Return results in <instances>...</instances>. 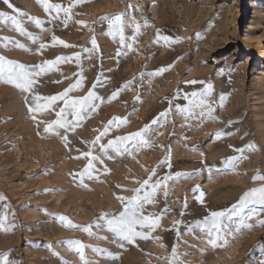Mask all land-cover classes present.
Masks as SVG:
<instances>
[{"label": "rangeland", "instance_id": "1", "mask_svg": "<svg viewBox=\"0 0 264 264\" xmlns=\"http://www.w3.org/2000/svg\"><path fill=\"white\" fill-rule=\"evenodd\" d=\"M49 2L64 8L75 4L66 24L63 11L52 20L56 13H46L37 0H10L16 9L43 21L45 30L21 17L27 31L38 37L34 44L11 24H0V56L31 66L80 53L79 64H60L40 78L35 91L58 95L82 78V87L70 97L87 95L95 84L102 100L95 101L96 110L75 131L66 133L65 147L60 137L44 133L62 101L34 120L31 96L26 102L27 93L0 83V196L6 198L0 201V215L6 214L9 226L14 225L8 232L0 231V264L5 253L11 264H84L68 241L83 243L88 264H169L173 247L182 264H261L264 227L259 223L264 210L249 221L251 230L229 237L226 248L213 249L195 225L212 211L230 208L245 192L264 187V181H254L264 176V0ZM0 12L15 15L3 0ZM116 14L123 16L124 36L132 50L121 46L119 35H109L107 21L101 20ZM53 35L75 47L52 46ZM256 36L262 37V45L248 48L247 38ZM4 37L30 50L14 47ZM163 37L180 42L166 43ZM41 43L47 47L40 49ZM161 68L167 70L148 75ZM209 84L211 95L201 97ZM221 96L227 97L223 107ZM193 99H203L214 109L211 118L208 107L190 104ZM113 117L126 123L113 126L93 144ZM146 125L151 147L129 146L120 155L109 150L112 159L101 153V144ZM217 133L224 135L217 139ZM236 149H244L243 154ZM89 150L100 159L94 161L92 178L84 176L81 182L79 174L87 164L81 154ZM233 156L240 157L235 169H225L222 161ZM149 177L150 183L162 181L154 202L144 206L145 214L159 218L150 239L123 242L121 248L105 229L93 226L92 236L82 230L94 222L104 224L98 220L102 214L118 215L123 205L117 197L131 198ZM165 177L171 178L165 182ZM201 193L202 202L197 199ZM60 216L79 227L69 228ZM96 248L119 258L102 256L93 251Z\"/></svg>", "mask_w": 264, "mask_h": 264}, {"label": "snow or ice", "instance_id": "2", "mask_svg": "<svg viewBox=\"0 0 264 264\" xmlns=\"http://www.w3.org/2000/svg\"><path fill=\"white\" fill-rule=\"evenodd\" d=\"M85 0H76V4L83 3ZM3 3L7 5L9 9L12 10L15 15H9L4 12H0V24L8 25L11 24V29L18 33L21 36L27 37L32 43H36L38 37L33 35L31 32L27 31L24 26V22L21 17H27V20L34 23L37 28H41V30H45L42 28L43 21L39 18H34L31 16H27L26 13H23L21 10L16 9L10 0H3ZM46 13L51 15L52 12H55L56 15L52 16V20H56L60 18V12L63 11L65 13V19L63 22L67 23V18L69 17V12L71 7H75V4L70 5L69 8H64L60 4H52L49 0H37ZM102 21H107L109 35H119L120 42L122 47H126L128 50H132V45L127 44V37L124 36V23L123 16L120 14H116L113 16L101 17ZM82 26L83 22H80ZM147 26V24L145 25ZM140 25H136L137 34L139 33ZM200 36L197 34V39ZM135 41L136 36L131 38ZM166 43H179V40L169 41L168 37H163ZM3 40L7 41V43H13L14 47L23 49L25 51H29L24 44L17 42H13L8 40L7 37H4ZM52 46L61 45L65 48L75 47L74 45H69L65 43L63 40H59L55 35L51 38ZM92 44L95 47V39L92 40ZM5 47L7 44L4 45ZM47 45L44 43L40 44V49L46 48ZM39 51V49L37 50ZM87 51V50H86ZM125 55L127 53H124ZM117 55H120V52H117ZM75 62L77 64L80 63V53H76L72 57L58 56L53 60H44L40 64L36 65H25L19 63L17 61L8 60L3 56H0V83L9 84L16 89L20 90L22 93H27L25 96V100L27 102L28 97L31 96L32 104L29 105V112L33 113L32 119L36 120V114H43L50 110H54L53 106L58 102L62 101L63 106L59 108V111L56 112V119L48 122L46 127L44 128V133L51 136H58L62 139L67 147L69 141L67 132L75 131L76 127L80 126L81 122L85 119L89 118L92 111H95L97 105L95 101L102 100L99 97L94 89L96 85H93V90H89L87 95L73 98L70 97V93L73 91H77L82 87V78L77 80L75 84L70 85L63 92L58 95L53 96H41L38 92L35 91L36 85L40 82V78L48 75L49 73L55 72L58 70V66L62 63ZM167 69L161 68L157 72L149 73L148 75H161ZM144 75V74H141ZM132 82L130 81L128 85L124 87H128ZM191 83H196L192 81ZM118 91L112 94L111 99H115L118 95ZM212 86L209 84L204 93H200L201 97L205 95H211ZM193 97L197 96V93H192ZM226 96H221L220 105L223 107L224 102L226 101ZM190 104L198 106L200 108L208 107V116L211 118V113L214 111L210 106H207L203 99L197 103L195 99L190 101ZM181 112H188L189 115H194V113L190 112L189 109L182 108ZM164 115V114H162ZM203 115V112L201 113ZM71 116L72 119L68 117ZM42 122V121H40ZM126 123L125 119L119 117H113L108 121V126L105 127L104 131L100 133L99 136L92 142L93 144L99 143L101 138L108 134L113 126L120 127ZM152 123H156L154 120ZM39 126V123L38 125ZM61 129L64 130V133H61ZM149 132V126L146 125L144 128L140 129L137 132L129 133L125 136H117L114 139L108 140L107 144L100 145L101 153L112 159L113 157L109 155V150L115 152L117 155L122 154L123 152L128 151L129 146L135 148L137 145L140 147H151L152 145L147 140V134ZM40 133L38 132V135ZM224 133H217V139L221 138ZM249 149H255L254 145H249ZM236 151L243 154L244 149H236ZM130 154V153H129ZM82 157L87 158V164L82 172L79 174L81 178V182L83 181L84 176H88V178H92V174L95 171L94 161L99 160L98 156L92 154V151L84 152L81 154ZM80 158V157H77ZM240 157H229L222 161L225 169L234 170L236 164ZM101 163L103 161H100ZM167 159L162 163H167ZM153 175H155V170H153ZM177 177L180 176L179 173L176 174ZM171 177H165L164 181ZM185 178H190V176L186 175ZM152 177H149L147 180H144L141 183V188L135 190V195L131 198L125 200L124 197H117L123 205V210L118 215L108 216L107 214H102L98 220L104 221V224L99 222H94L93 225L84 226L82 228L83 231L87 232L90 236L93 235L92 227L105 229L109 233L113 235L116 242L119 244V247L123 248L126 242L127 244H135L137 239L148 240L150 239L151 231L155 230L159 226V218H152L150 215L145 214L144 206L145 204H151L154 202L155 194L158 188L161 186V180H155L153 183H150ZM255 180L264 181V176L257 175L254 177ZM203 193L197 197L198 200L202 202ZM6 199L3 196H0V201ZM258 210H264V187L253 188L247 192H245L239 199L236 204H233L230 208L221 210V211H212L210 214L205 217L202 221L196 222V227L201 231H204L206 236L208 237L207 243L213 248H226L229 244V237L235 238L236 234H239L242 230H251L253 228V224L249 223L254 217L257 216ZM7 215H0V231L8 232L11 230L14 225L9 226L7 223ZM59 219L61 221L66 222V226L69 228H77L79 226L71 224L70 221L64 216H60ZM233 225L235 229L233 231ZM259 226L264 227V220L260 221ZM144 229H148L147 232ZM70 248H74L75 251L80 255L84 264H88L84 257V245L80 241H68L66 242ZM93 251L99 253L102 256H108L111 259H118V255H113L110 252H107L105 249L96 248ZM8 253L2 254L3 264H11L8 260ZM54 255H57L54 253ZM178 252L175 247L171 250V257L169 264H182L178 260ZM264 264V261L261 262Z\"/></svg>", "mask_w": 264, "mask_h": 264}, {"label": "bare ground", "instance_id": "3", "mask_svg": "<svg viewBox=\"0 0 264 264\" xmlns=\"http://www.w3.org/2000/svg\"><path fill=\"white\" fill-rule=\"evenodd\" d=\"M262 37L261 36H256L254 40H251L250 38H247V47L252 48L254 45H262ZM261 53L264 59V47H261Z\"/></svg>", "mask_w": 264, "mask_h": 264}]
</instances>
